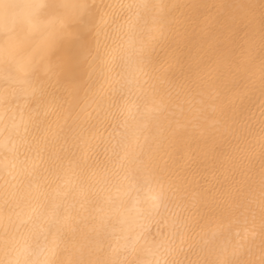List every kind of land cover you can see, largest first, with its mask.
Here are the masks:
<instances>
[{"label":"snow or ice","instance_id":"1","mask_svg":"<svg viewBox=\"0 0 264 264\" xmlns=\"http://www.w3.org/2000/svg\"><path fill=\"white\" fill-rule=\"evenodd\" d=\"M214 7L0 0V264H239L228 248L251 252L246 228L197 230L211 155L199 140L220 123L202 56L236 38L231 21L209 18ZM36 33L44 55L18 59ZM93 104L120 119L115 143L98 135ZM161 215L170 231L144 259L140 230Z\"/></svg>","mask_w":264,"mask_h":264},{"label":"bare ground","instance_id":"2","mask_svg":"<svg viewBox=\"0 0 264 264\" xmlns=\"http://www.w3.org/2000/svg\"><path fill=\"white\" fill-rule=\"evenodd\" d=\"M169 2L175 3L177 0ZM179 2L215 5L207 13L209 18L224 17L231 21L236 37L234 42L216 40L206 44L202 56L205 78L218 85L216 94L208 99L206 107L210 112L215 111L220 123L199 140V144H207L211 155L201 181L203 199L200 200V193L197 194L198 206L203 209L196 218L197 230L200 226L207 231L220 225H231L233 233L239 229L243 235L246 228L251 252L247 251L246 246L244 251L234 254L232 247H229L225 257L239 264H264V248L261 247L264 234L260 228L264 216V96L261 93L264 88V32L261 30L264 5L262 0ZM27 31L26 25L17 24L13 36L22 39ZM3 40L4 37L0 35V43ZM28 54L37 60L44 55L39 33L16 49L18 59ZM116 71L122 69L117 68ZM87 113L90 120L98 124V135L105 141L115 143L121 131L120 119L114 118L110 110L94 104L87 107ZM193 146L196 147L195 142ZM7 178L12 179L11 176ZM241 204L244 208H238ZM244 209H248L245 212L247 224L242 223L244 217L241 211ZM237 218L241 223H233ZM170 224V219L163 215L144 224L140 230L144 259L149 258L147 249L168 234ZM30 244L35 248L42 244V239L33 238Z\"/></svg>","mask_w":264,"mask_h":264}]
</instances>
